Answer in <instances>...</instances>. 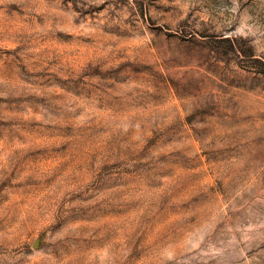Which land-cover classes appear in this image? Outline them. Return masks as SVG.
Masks as SVG:
<instances>
[{"label":"rangeland","instance_id":"rangeland-1","mask_svg":"<svg viewBox=\"0 0 264 264\" xmlns=\"http://www.w3.org/2000/svg\"><path fill=\"white\" fill-rule=\"evenodd\" d=\"M0 264H264V0H0Z\"/></svg>","mask_w":264,"mask_h":264}]
</instances>
